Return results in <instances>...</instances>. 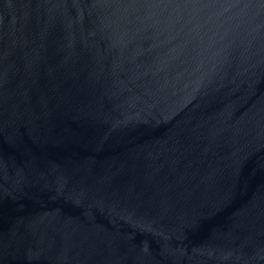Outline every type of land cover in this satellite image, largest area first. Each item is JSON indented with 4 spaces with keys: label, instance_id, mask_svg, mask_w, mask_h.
Wrapping results in <instances>:
<instances>
[{
    "label": "water",
    "instance_id": "95a60500",
    "mask_svg": "<svg viewBox=\"0 0 264 264\" xmlns=\"http://www.w3.org/2000/svg\"><path fill=\"white\" fill-rule=\"evenodd\" d=\"M0 264H264V0H0Z\"/></svg>",
    "mask_w": 264,
    "mask_h": 264
}]
</instances>
